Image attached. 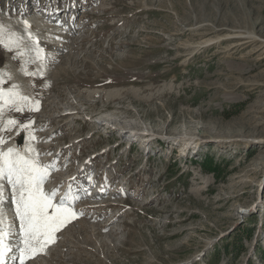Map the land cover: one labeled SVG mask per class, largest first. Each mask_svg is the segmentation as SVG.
<instances>
[{"label":"rangeland","instance_id":"374dc122","mask_svg":"<svg viewBox=\"0 0 264 264\" xmlns=\"http://www.w3.org/2000/svg\"><path fill=\"white\" fill-rule=\"evenodd\" d=\"M36 9L56 20L40 26ZM67 21L58 44L47 28ZM234 29L247 48L218 41ZM260 39L264 0H0V151L51 162L57 189L80 159L114 177L48 252L30 238L34 264H264ZM117 110L158 141L96 124Z\"/></svg>","mask_w":264,"mask_h":264},{"label":"snow or ice","instance_id":"6c2138e0","mask_svg":"<svg viewBox=\"0 0 264 264\" xmlns=\"http://www.w3.org/2000/svg\"><path fill=\"white\" fill-rule=\"evenodd\" d=\"M25 25L30 27L27 21ZM0 45H3V41H0ZM8 123L14 124L15 121L9 120ZM0 143H3L2 137ZM48 174V170L36 159L21 155L12 148L6 152L0 151V180L6 181L11 190V201L24 233L25 247L20 250V264H24V253L28 251L31 237L41 234L51 239L59 226L82 214L74 210V201L67 202L64 197L58 198L57 190L44 191L43 184ZM4 194V185L0 184V204L3 203ZM2 224L0 220V264H5L7 254L12 251L9 246L12 233L5 230Z\"/></svg>","mask_w":264,"mask_h":264},{"label":"bare ground","instance_id":"6f19581e","mask_svg":"<svg viewBox=\"0 0 264 264\" xmlns=\"http://www.w3.org/2000/svg\"><path fill=\"white\" fill-rule=\"evenodd\" d=\"M53 5H55V4H53ZM24 9H25V7H24ZM26 10L27 9H25V12H26ZM39 17L43 18V20L42 21H38L37 20L38 21V24L40 26H43V27L45 26L44 21H45L46 18H47V20L48 19L49 20H52V21L56 20V14H55V12H49V13H47L45 15H41L40 12L37 11L35 13V18H39ZM35 18H33V19L31 18V20L34 21ZM69 19L71 20V15L69 16ZM59 21L60 20H58L56 22H59ZM76 29H77V27L75 25H73L70 21H69V23L67 21V23L65 24V26H62V27L53 24V25H51L50 27L47 28V30L49 31V33L52 32L51 35L54 34L56 43L62 44V45H65L66 42H61L59 40L60 39L61 40L62 39L70 40L71 37H70L69 34L71 33V31L76 30ZM225 35H226V37H224L222 39H219L218 41L230 39V41L232 43H231V45L228 48H226V50H229V49L242 50V49L248 47L246 45V43L249 42V40H247V39L250 38V36H246L245 32L241 31L240 29H234V30H232L231 32H229L228 34H225ZM255 37H254V39H256ZM40 39H43V38H40ZM204 42L205 43H211V40H205ZM204 42L199 43L197 46L203 45ZM258 42H260L261 46L264 47V40L263 39H260ZM195 46H196V44H195ZM59 47L61 49H66V46H59ZM259 50H260V48L257 49V50H255V51H253V52H256V51H259ZM227 53H229V52H227ZM74 106H77V105H74ZM117 113H118V110L117 111H113L112 113L111 112L110 113L108 112L106 114H103L102 116H99L98 119L95 120V122H96L97 125L103 126V127H110L112 125H115V126L118 125L115 128L121 132L120 134H124L126 136V138H136L137 139L139 136H145V134L144 135L138 134V133H142L143 134V132H138V131L133 132L131 130H125V129H123L122 126H121V124H122V117L119 118V116H116ZM116 122H119V123H116ZM124 132H127V133H124ZM157 141H158L157 139L150 138V140L147 141V145L156 143ZM188 141H189V138L186 137V139H184L181 142H183V145L184 144L190 145L191 142L190 141L188 142ZM154 145H156V144H154ZM50 163L51 162H49V164ZM86 163H87V166H88V162H86ZM48 165L46 164L45 165V168H47ZM58 169L60 170L61 168H58ZM58 172H60V171L55 170V172L53 173L52 170H48V173L49 174H48V176H46L45 182H44L45 183V188H47L46 189L47 192H50L51 190H57V197L58 198L59 197H64L66 199V195L68 196V191H71V193H69V196L73 193L71 186L67 185L66 187H64L69 182V180H71V178H69L66 175V178L64 179V182L62 184H60V186H63V187L61 189H57V188H59V185H55V181H53V180L55 179L56 174ZM0 184L4 185V187L7 186V183L4 180H0ZM55 186H56V188L54 189ZM6 189L7 190L4 192L5 194H4V197H3V203L0 204V220L3 221V224H2L3 228L5 230L10 231L12 233V236H11V238L9 240V246L11 247L12 251L7 254L5 264H20V259H19V256L21 255V251L20 250L25 247V245H24V233L21 231V228H20V220H19V218H18V216L16 214L15 206L12 204V201H11V190L8 187ZM92 193H94V192H92ZM100 194H101V192H99L94 197H91V198H93L92 201L95 200L94 202L97 203V204L85 205V203L83 202L81 204H78V205H82V206H78V205L76 206L77 209H80V210L83 211L84 210V206L93 207V208H97V207L101 206V204H102V198H101V195ZM77 196H81V192H76L75 194H72V197L74 199H76ZM85 198H89L88 194H87L86 197H81V198H79V200H74V204L79 203L80 201L84 200ZM40 236H41V234H40ZM38 239H40V240L38 241ZM38 239H36L38 241L37 242L38 245L36 244L37 245V249H42V250H45L46 252H48V250L51 249V247L54 245V242H55V241H53L52 238H51L52 240H49L48 237H47V235H45L43 238H38ZM35 241H33L34 244H35ZM49 241H51V242H49ZM52 241H53V243H52ZM49 243H52V244H49ZM30 244H31V242H30ZM27 248H28V251H26L24 253V264H34V262H36L34 259L38 258V255H40V254L35 249H33V247L31 245H28ZM33 256H34V258H33ZM44 262H46V261H44Z\"/></svg>","mask_w":264,"mask_h":264},{"label":"trees","instance_id":"16d2710c","mask_svg":"<svg viewBox=\"0 0 264 264\" xmlns=\"http://www.w3.org/2000/svg\"><path fill=\"white\" fill-rule=\"evenodd\" d=\"M205 168H211V166H210V165H208V166H206Z\"/></svg>","mask_w":264,"mask_h":264}]
</instances>
